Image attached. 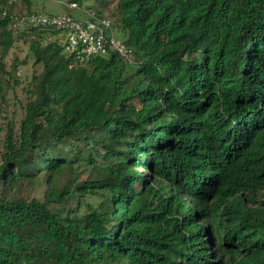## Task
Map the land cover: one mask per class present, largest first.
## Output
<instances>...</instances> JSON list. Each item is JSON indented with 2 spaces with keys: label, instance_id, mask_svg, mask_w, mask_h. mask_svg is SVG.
<instances>
[{
  "label": "trees",
  "instance_id": "16d2710c",
  "mask_svg": "<svg viewBox=\"0 0 264 264\" xmlns=\"http://www.w3.org/2000/svg\"><path fill=\"white\" fill-rule=\"evenodd\" d=\"M94 1L134 63L31 42L43 70L4 135L0 264H264V0ZM14 34L0 19V74ZM40 183L43 201L21 196Z\"/></svg>",
  "mask_w": 264,
  "mask_h": 264
},
{
  "label": "rangeland",
  "instance_id": "374dc122",
  "mask_svg": "<svg viewBox=\"0 0 264 264\" xmlns=\"http://www.w3.org/2000/svg\"><path fill=\"white\" fill-rule=\"evenodd\" d=\"M31 4L25 2L22 10L27 12H36L42 15H60L70 14L75 17H86V15L78 9L68 8V4L71 0H30ZM111 5V4H109ZM108 5V6H109ZM83 7L94 8L96 10L101 9V5L94 0H84ZM103 9V10H102ZM102 14L111 23L112 33L116 39L123 41L120 37V33L113 25V19L110 16L107 8H102ZM11 10V9H10ZM16 12H23L18 11ZM28 30L22 28L18 33L13 35L14 42L9 49L8 54L2 61L5 69L0 74V80L3 81V97L0 98V156L4 151L3 142L4 135L7 127H13L18 129L21 121L25 116V108L28 101L33 97L34 85L33 77L41 74L43 67L41 64L35 62L32 55L30 46L31 42L40 39L42 45L48 42L57 40L61 45V35L56 32H44L42 38H38L37 34L32 32L27 33ZM148 173V172H147ZM78 180L82 181L89 178V171L87 168L78 169L74 174ZM65 178L60 181V186L65 182ZM47 189L46 184L40 183L35 188L25 185L21 188V196L27 199L36 198L40 201L44 200V193ZM89 202L91 200L89 199ZM84 206V205H83Z\"/></svg>",
  "mask_w": 264,
  "mask_h": 264
},
{
  "label": "built area",
  "instance_id": "2783aa9c",
  "mask_svg": "<svg viewBox=\"0 0 264 264\" xmlns=\"http://www.w3.org/2000/svg\"><path fill=\"white\" fill-rule=\"evenodd\" d=\"M25 0H0V19L8 20L14 33L20 29H37L58 32L63 43V52L76 63H86L93 58L116 52L127 63H134L133 55L123 43L113 36L110 21L92 9L68 4L70 9H78L86 17L70 14L42 15L36 12L11 11V7Z\"/></svg>",
  "mask_w": 264,
  "mask_h": 264
},
{
  "label": "crops",
  "instance_id": "0c3cea01",
  "mask_svg": "<svg viewBox=\"0 0 264 264\" xmlns=\"http://www.w3.org/2000/svg\"><path fill=\"white\" fill-rule=\"evenodd\" d=\"M27 2H28V4H31L30 0H28ZM24 3L25 2L23 1L19 4L14 5L13 7H11V11H16V10L18 11V9H19V11H25V9L24 10L21 9L23 7Z\"/></svg>",
  "mask_w": 264,
  "mask_h": 264
}]
</instances>
